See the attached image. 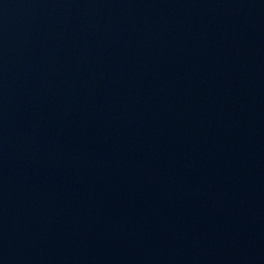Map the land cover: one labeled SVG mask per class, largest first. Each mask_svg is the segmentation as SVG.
Instances as JSON below:
<instances>
[{
  "label": "water",
  "instance_id": "water-1",
  "mask_svg": "<svg viewBox=\"0 0 264 264\" xmlns=\"http://www.w3.org/2000/svg\"><path fill=\"white\" fill-rule=\"evenodd\" d=\"M0 264H264V0H0Z\"/></svg>",
  "mask_w": 264,
  "mask_h": 264
}]
</instances>
